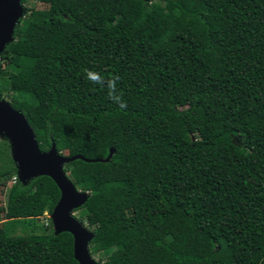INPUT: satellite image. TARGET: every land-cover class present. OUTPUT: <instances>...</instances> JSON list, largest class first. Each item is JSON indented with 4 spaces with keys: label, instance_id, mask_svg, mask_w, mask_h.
Segmentation results:
<instances>
[{
    "label": "trees",
    "instance_id": "16d2710c",
    "mask_svg": "<svg viewBox=\"0 0 264 264\" xmlns=\"http://www.w3.org/2000/svg\"><path fill=\"white\" fill-rule=\"evenodd\" d=\"M33 2L0 54V100L43 152L91 161L64 170L89 194L77 211L92 257L264 264V0H21ZM87 71L119 77L120 99ZM14 177L4 141L0 264H79L52 220L46 234L9 233L61 198L50 177Z\"/></svg>",
    "mask_w": 264,
    "mask_h": 264
},
{
    "label": "water",
    "instance_id": "95a60500",
    "mask_svg": "<svg viewBox=\"0 0 264 264\" xmlns=\"http://www.w3.org/2000/svg\"><path fill=\"white\" fill-rule=\"evenodd\" d=\"M24 14L21 0H0V54L14 41L15 29ZM0 134L11 145L20 181L25 183L39 176H47L57 184L61 198L51 215L52 224L55 234L70 233L74 237V255L78 263L104 264L96 261L90 252L94 233L74 215L86 204L89 194L78 190L64 170L67 164L75 160L91 161L82 156L61 155L55 144L48 152H43L26 116L3 100H0ZM114 152L112 149L104 161H110Z\"/></svg>",
    "mask_w": 264,
    "mask_h": 264
},
{
    "label": "rangeland",
    "instance_id": "374dc122",
    "mask_svg": "<svg viewBox=\"0 0 264 264\" xmlns=\"http://www.w3.org/2000/svg\"><path fill=\"white\" fill-rule=\"evenodd\" d=\"M23 7L24 8H32V7L39 8V5H37L35 2H33V3H30V4H27V5L23 6ZM10 104H12L13 106H16V102H12ZM177 108L181 110V109L188 108V106L185 105L182 101H178L177 102ZM4 141H8V140H7V138L5 136L0 134V143H2ZM13 179H12V181H13ZM86 214H87L86 211H77V212L74 213L75 217L77 219H79V220H84L85 217H86ZM50 220H51V215L46 213L40 219L34 220L33 221L34 225H31V226H22L21 225V226L17 227L16 229L12 230L9 233L11 235H13V236H16V235H29V234H32V233H34V234H46V233H48V231H50V229L48 227V225L51 224ZM6 223H7L6 220H4L3 222L0 223V237L4 236V232H5L6 227H7ZM85 226L88 227L87 223H85ZM94 259L96 261H98L99 263H104L105 261H103V260H106L101 255L95 256Z\"/></svg>",
    "mask_w": 264,
    "mask_h": 264
},
{
    "label": "clouds",
    "instance_id": "9594fccd",
    "mask_svg": "<svg viewBox=\"0 0 264 264\" xmlns=\"http://www.w3.org/2000/svg\"><path fill=\"white\" fill-rule=\"evenodd\" d=\"M86 76H87V79L93 83H96L99 85H104L106 83L107 88L109 90L110 98L117 100V101L120 99V97L118 95H116V93H117L116 85H117V81L119 80V77H112V78H109L105 81V79L103 77H101L99 74H97L95 72H91V71H87ZM125 107H126V104L120 103V108L123 109Z\"/></svg>",
    "mask_w": 264,
    "mask_h": 264
},
{
    "label": "built area",
    "instance_id": "2783aa9c",
    "mask_svg": "<svg viewBox=\"0 0 264 264\" xmlns=\"http://www.w3.org/2000/svg\"><path fill=\"white\" fill-rule=\"evenodd\" d=\"M17 178H18V177H14L13 182H16V181H17Z\"/></svg>",
    "mask_w": 264,
    "mask_h": 264
}]
</instances>
